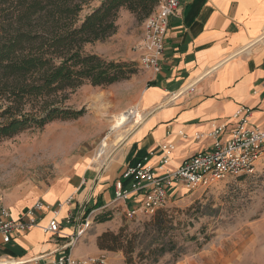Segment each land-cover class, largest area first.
<instances>
[{
  "label": "crops",
  "instance_id": "0c3cea01",
  "mask_svg": "<svg viewBox=\"0 0 264 264\" xmlns=\"http://www.w3.org/2000/svg\"><path fill=\"white\" fill-rule=\"evenodd\" d=\"M144 78L138 98L144 119L122 143L116 165L80 169L44 191L40 225L8 243L0 236V261L35 264L42 257L50 262L65 250L75 258L105 255L109 264H124L121 251L98 246V237L116 231L118 223L98 222L92 215L112 208L114 182L125 168L145 158L157 167L166 143L174 148L160 172L177 168L211 147L215 126L225 125L222 137H228L243 106L251 109L253 123H264V0H185L181 14L170 18L160 72L146 71ZM29 206L8 208L17 218ZM53 216L60 222L56 235L43 229ZM86 221L91 222L79 235Z\"/></svg>",
  "mask_w": 264,
  "mask_h": 264
},
{
  "label": "rangeland",
  "instance_id": "374dc122",
  "mask_svg": "<svg viewBox=\"0 0 264 264\" xmlns=\"http://www.w3.org/2000/svg\"><path fill=\"white\" fill-rule=\"evenodd\" d=\"M99 1L86 6L80 18ZM3 19L0 16V21ZM143 23L144 19L121 9L114 34L84 45L85 52L125 63L131 73L109 86L86 83L72 92L66 105L83 109L82 116L56 119L43 128L28 129L0 141V206H31L55 182L67 181L80 169L105 171L116 165L125 140L106 155L105 165L98 155L108 136L110 142L115 139L117 116L138 108V98L146 87V71L140 66L137 51ZM111 207L106 212L95 211L92 218L115 220V233L142 232L154 218H128L118 202L112 201ZM163 209L173 219L168 232L183 254L174 261L168 253L158 264H264V158L255 175L229 177L195 190L178 187ZM0 264L14 263L1 260Z\"/></svg>",
  "mask_w": 264,
  "mask_h": 264
},
{
  "label": "trees",
  "instance_id": "16d2710c",
  "mask_svg": "<svg viewBox=\"0 0 264 264\" xmlns=\"http://www.w3.org/2000/svg\"><path fill=\"white\" fill-rule=\"evenodd\" d=\"M93 1L0 0V141L56 119H76L84 110L66 105L72 92L86 83L105 87L129 77L125 63L83 47L114 34L121 9L145 20L157 0H100L81 19ZM152 216L142 232H104L98 246L123 251L125 264H158L168 253L176 261L183 252L168 232L173 219L163 208Z\"/></svg>",
  "mask_w": 264,
  "mask_h": 264
},
{
  "label": "built area",
  "instance_id": "2783aa9c",
  "mask_svg": "<svg viewBox=\"0 0 264 264\" xmlns=\"http://www.w3.org/2000/svg\"><path fill=\"white\" fill-rule=\"evenodd\" d=\"M185 0H157V7L143 23L141 40L137 46L138 59L144 71L158 73L165 53V40L170 18L181 14ZM251 109L241 107L235 114L237 123L231 134L223 138L226 126H215L212 133L215 140L209 149L185 158L175 169H160L168 163L173 143L162 145L164 156L158 166L150 165L147 158L133 166H127L114 182V202L121 203L128 218L151 216L167 206L169 196L178 187L188 190L207 188L229 177L252 176L264 158V123L250 120ZM46 203L37 199L19 217H14L10 209L0 206V236L8 243L15 234L40 225ZM54 214L58 209H54ZM91 221H86L80 230L82 235ZM44 231L56 235L60 232V222L53 216ZM35 264H109L105 255L75 258L72 253L60 250L50 262L42 257L34 259Z\"/></svg>",
  "mask_w": 264,
  "mask_h": 264
},
{
  "label": "bare ground",
  "instance_id": "6f19581e",
  "mask_svg": "<svg viewBox=\"0 0 264 264\" xmlns=\"http://www.w3.org/2000/svg\"><path fill=\"white\" fill-rule=\"evenodd\" d=\"M119 124L115 127L116 134L114 141L110 142V136H108L100 149L98 155V160L101 163H104L106 155L110 153L115 146L118 145L121 141L125 140L129 133H131L144 119L143 113L137 110L135 107L126 110L125 112L120 113L118 116ZM127 125H130L127 127ZM125 128L122 132H118L119 128ZM113 131V127L111 128ZM3 263V262H2Z\"/></svg>",
  "mask_w": 264,
  "mask_h": 264
}]
</instances>
